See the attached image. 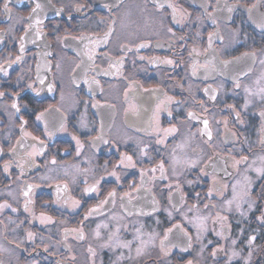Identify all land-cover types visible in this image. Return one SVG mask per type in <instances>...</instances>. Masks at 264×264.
Returning a JSON list of instances; mask_svg holds the SVG:
<instances>
[{
    "label": "flooded vegetation",
    "instance_id": "obj_1",
    "mask_svg": "<svg viewBox=\"0 0 264 264\" xmlns=\"http://www.w3.org/2000/svg\"><path fill=\"white\" fill-rule=\"evenodd\" d=\"M4 4L0 264H264V0Z\"/></svg>",
    "mask_w": 264,
    "mask_h": 264
},
{
    "label": "snow or ice",
    "instance_id": "obj_2",
    "mask_svg": "<svg viewBox=\"0 0 264 264\" xmlns=\"http://www.w3.org/2000/svg\"><path fill=\"white\" fill-rule=\"evenodd\" d=\"M4 7H5V10H6V11H10V9H8L7 0H5ZM40 7H41V5H40L39 3H37L36 7L32 9V12L35 13V12L37 11V9H39ZM81 7H82V6H81ZM229 11H232V8H229ZM57 15H59V12H57ZM106 36H107V34H106ZM21 39H23V37H22ZM210 39H211V37H210ZM141 47H143V45H141ZM19 59H20V57H17V60H19ZM89 59H91V56H89ZM166 63L171 64L172 61H171V60H168V61H166ZM261 63H264V61H261ZM41 83H43V81H41ZM257 83L259 84V81H257ZM29 87H31V86H29ZM237 87H239V85H237ZM49 90H51V85L49 86ZM245 91H246L249 95H259L260 98H261L262 100H264V87H260V88H259V91H258L257 93H252L251 90H249V89H247V88L245 89ZM0 95H2V93H0ZM212 98L215 99L214 96H213ZM248 102H249V101H247V100L245 101V107H247ZM12 107H13V108H16V104L13 103ZM229 107H232V106L229 105ZM260 115H261L262 118H264V112H261ZM188 116H189L190 118H194V114L191 113V112L188 113ZM237 117H239V113H237ZM37 119L39 120V119H40V116H37ZM203 125H204V127H203V129L201 130V133H202V134H207L208 137H209V139H211V132L209 131V121H208L207 119L203 120ZM175 131H176V129H175L174 127H173V128H169V129H164V133H165V135L170 134V133L175 132ZM141 151H143V150H141ZM245 159H246V157L241 158L240 160H236V161H235V164H241V163L244 162ZM262 159H264V158H262ZM123 160H127L129 163H131L132 157H131V156L122 157V162H123ZM53 162H54V161H53ZM5 167H7V165H6ZM158 167H159V170H160L161 174L163 175V173H164V165L161 163ZM152 171L155 172L156 169H152ZM258 171H259V170H258ZM113 175H115V173H113ZM142 175H143V173H142ZM95 190H96V189L93 187V188H91V189H86L85 191L87 192V191H95ZM234 190H235V186H234ZM29 191H31V189H29ZM28 194H29L28 192H25V196H27ZM211 194H212V190L210 189V190H209V196H211ZM109 195L111 196V195H113V193H109ZM228 203L231 204L232 201H229ZM7 207H9L7 204H5V205H0V209L7 208ZM205 207H207V205H205ZM237 207H239V205H237ZM13 211H15V209H13ZM94 211H96V209H90V210H89V214H91V213L94 212ZM218 219H222V218H221V217H218ZM194 226L197 227V231H198V232H203L204 230H206V229H205V226H204V224H203L202 222L199 223V224H194ZM176 227H179V226L177 225ZM169 231H171V229H169ZM97 235H98V233H97ZM31 236H32V234L29 233V238H30V239H31ZM81 238H82V236H81ZM165 238H167V236H166ZM198 238H199V237H198ZM253 239H254V238H253ZM123 246H124V247H127L128 245L125 244V245H123ZM137 251L139 252V249H138Z\"/></svg>",
    "mask_w": 264,
    "mask_h": 264
},
{
    "label": "rangeland",
    "instance_id": "obj_3",
    "mask_svg": "<svg viewBox=\"0 0 264 264\" xmlns=\"http://www.w3.org/2000/svg\"><path fill=\"white\" fill-rule=\"evenodd\" d=\"M193 239H194V235H193ZM194 245H195V243H194ZM191 259L189 260V259H187V263L189 262H192V261H194V259H195V251H193L192 253H191Z\"/></svg>",
    "mask_w": 264,
    "mask_h": 264
}]
</instances>
